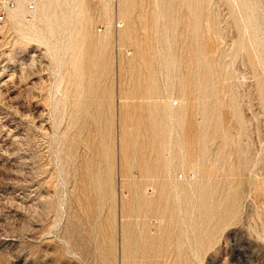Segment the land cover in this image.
<instances>
[{
  "label": "rangeland",
  "instance_id": "rangeland-1",
  "mask_svg": "<svg viewBox=\"0 0 264 264\" xmlns=\"http://www.w3.org/2000/svg\"><path fill=\"white\" fill-rule=\"evenodd\" d=\"M0 1V264H264V0Z\"/></svg>",
  "mask_w": 264,
  "mask_h": 264
},
{
  "label": "bare ground",
  "instance_id": "bare-ground-1",
  "mask_svg": "<svg viewBox=\"0 0 264 264\" xmlns=\"http://www.w3.org/2000/svg\"><path fill=\"white\" fill-rule=\"evenodd\" d=\"M17 1H18L19 6H18V8L16 10L12 11L11 18L17 24H20V25H23V26H28V27H31V28L35 27L36 24L42 20V16H41V14H39V12H37V13L34 14L33 20L28 21L27 17H26V10H25L26 8H25V6H26V3H28L29 1H36V2H38V4L41 7V5H43V3H44V0H17ZM105 1H106L107 4H110V2L108 0H105ZM121 3H122V8H123V7H125L127 5V0H121ZM4 6L6 7V12H7V9H13V8L8 7V3H6V5L4 4ZM105 14H107V18L110 21V18L112 16V12H111V10H109L108 6L107 7L105 6ZM175 101H176V99H173V98L171 100H169V105H170L171 108H173V104H174ZM179 101L182 104L183 99L181 98V99H179ZM169 176L172 177L173 174H171Z\"/></svg>",
  "mask_w": 264,
  "mask_h": 264
},
{
  "label": "built area",
  "instance_id": "built-area-1",
  "mask_svg": "<svg viewBox=\"0 0 264 264\" xmlns=\"http://www.w3.org/2000/svg\"><path fill=\"white\" fill-rule=\"evenodd\" d=\"M108 1L110 3H112V4H116L118 0H108ZM15 5H16V3L13 2V1L8 2V7H10V8H14ZM30 9L33 10L34 9V6L31 5L30 6ZM6 13H7L6 12V7L4 6L3 2L0 1V23H3L5 21V19H6Z\"/></svg>",
  "mask_w": 264,
  "mask_h": 264
}]
</instances>
